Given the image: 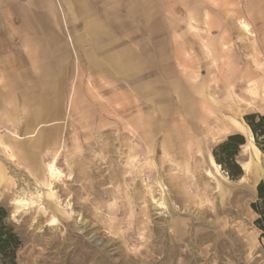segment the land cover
Segmentation results:
<instances>
[{
  "label": "rangeland",
  "instance_id": "374dc122",
  "mask_svg": "<svg viewBox=\"0 0 264 264\" xmlns=\"http://www.w3.org/2000/svg\"><path fill=\"white\" fill-rule=\"evenodd\" d=\"M121 52L129 75L111 66ZM26 93L61 112L36 125ZM252 114L264 0H0V218L15 264H264ZM232 134L245 139L238 180L210 164Z\"/></svg>",
  "mask_w": 264,
  "mask_h": 264
},
{
  "label": "trees",
  "instance_id": "16d2710c",
  "mask_svg": "<svg viewBox=\"0 0 264 264\" xmlns=\"http://www.w3.org/2000/svg\"><path fill=\"white\" fill-rule=\"evenodd\" d=\"M245 121L253 134L257 147L264 153V115H247ZM243 145H245L244 137L241 134H232L227 136L213 151L214 161L221 166L231 180H238L242 177V170L236 157ZM251 206L258 215L255 223L264 233V180L257 185V202ZM18 245L17 236L2 223L0 218V255L7 257L10 264H15L14 251Z\"/></svg>",
  "mask_w": 264,
  "mask_h": 264
},
{
  "label": "crops",
  "instance_id": "0c3cea01",
  "mask_svg": "<svg viewBox=\"0 0 264 264\" xmlns=\"http://www.w3.org/2000/svg\"><path fill=\"white\" fill-rule=\"evenodd\" d=\"M90 30H91L93 35L96 34L95 33L96 31L94 28H91ZM115 58L116 59L114 60L113 64H111V66H113V68L119 74L129 75L134 68V66L132 65L133 57L131 56V54L128 52L127 53L121 52L118 55H115ZM40 86L45 87L48 90L49 86H52V82H49V83L45 82V83H42ZM38 88H40V87H38ZM25 100H27V101L31 100L32 102L34 101L33 103L36 106V109L38 110L39 114L37 115V118L39 120L37 119L36 125H39L40 123H42V120L44 119V115H46L47 113L51 112V113H53L54 117H57L59 115V113L61 112L60 107H59L58 97L51 98L50 96L48 97L45 93H39V94L31 97V95L29 93H26V99ZM35 100L37 101V103H35L36 102ZM53 132H55V131H53ZM43 135H41V137H38V141H43V139L45 141L56 140L55 133H53L49 138H46V137L43 138Z\"/></svg>",
  "mask_w": 264,
  "mask_h": 264
},
{
  "label": "bare ground",
  "instance_id": "6f19581e",
  "mask_svg": "<svg viewBox=\"0 0 264 264\" xmlns=\"http://www.w3.org/2000/svg\"><path fill=\"white\" fill-rule=\"evenodd\" d=\"M240 27H241V29L244 31V32H246V33H248L249 32V26L246 24V23H244V22H240ZM123 70V69H122ZM124 71V70H123ZM196 89V88H195ZM199 92V91H198ZM200 95V94H199ZM31 99V98H30ZM31 101V100H30ZM36 101V100H35ZM34 102V101H33ZM35 103H37V101L35 102ZM41 103V102H40ZM39 103V104H40ZM38 105V104H37ZM239 124V123H238ZM248 133H249V138H248V143H250V144H252V142H253V136H252V134H251V131L249 130V128H248ZM249 144V145H250ZM253 148H254V150H255V152H257L258 153V150L256 149V147H254L253 146ZM210 164H211V166L216 170V172H218V170H219V166L215 163V161H214V159L212 158V157H210ZM249 163L248 162H246L245 164H243L242 165V168L245 170V171H248V169H249ZM46 175H47V179L49 180V184H48V186H51V182L53 181V182H55V180H59L61 177H62V173H61V171L56 167V163H55V158L50 162V163H48L47 165H46ZM15 205L17 206V209H25V208H27V207H29L30 205H33L34 204V202H33V200H32V198H30V197H19V198H17V199H15ZM159 207H164V204L163 203H161V204H159ZM163 209V208H162ZM56 220L55 219H51V225H55L56 224ZM176 231L177 230H175V234H176Z\"/></svg>",
  "mask_w": 264,
  "mask_h": 264
},
{
  "label": "water",
  "instance_id": "95a60500",
  "mask_svg": "<svg viewBox=\"0 0 264 264\" xmlns=\"http://www.w3.org/2000/svg\"><path fill=\"white\" fill-rule=\"evenodd\" d=\"M250 171H251V175L254 177L256 175L257 169L254 167H251Z\"/></svg>",
  "mask_w": 264,
  "mask_h": 264
}]
</instances>
